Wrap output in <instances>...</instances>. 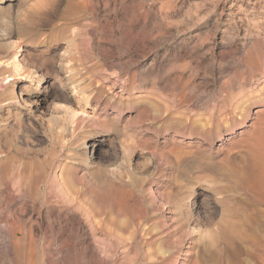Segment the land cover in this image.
<instances>
[{
	"label": "rangeland",
	"instance_id": "rangeland-1",
	"mask_svg": "<svg viewBox=\"0 0 264 264\" xmlns=\"http://www.w3.org/2000/svg\"><path fill=\"white\" fill-rule=\"evenodd\" d=\"M263 112L264 0H0V264H264Z\"/></svg>",
	"mask_w": 264,
	"mask_h": 264
},
{
	"label": "bare ground",
	"instance_id": "bare-ground-1",
	"mask_svg": "<svg viewBox=\"0 0 264 264\" xmlns=\"http://www.w3.org/2000/svg\"><path fill=\"white\" fill-rule=\"evenodd\" d=\"M11 80H12V78H11ZM245 111H246L245 113H248V111H249L248 110V107L245 109ZM260 113H261L260 110H257L255 112L256 117L254 119H255L256 122L253 125L255 127L258 126L259 123H261ZM263 114H264V112H263ZM73 116H74L73 118L76 117V115H73ZM250 126H252V125H250ZM110 143H113V140L112 139L110 140ZM82 159H83L82 157L79 158L80 161H82ZM49 164L50 165H52V164L54 165L53 166L54 169H53L52 172H53V175H54V181L57 182V178H59L58 177L59 175H57L58 167L55 168V165L56 164H54L53 162H51ZM231 164H233V163H231ZM34 165L39 167V164H36L35 163L33 165L32 164H30V165L27 164V166L25 164L24 165V168L26 167V170H28L27 167L34 166ZM34 168L35 167H33V169ZM42 168H39V170H37V174L35 176H31L29 179L26 180L27 181L26 184H27L28 189H30L32 191H36V190L40 189V185L41 184H44L45 183V181H46V173H44V171H42ZM230 171H231V173H229L230 174L229 176L231 178H236V179H239L240 181L243 180V182H244V180L247 181V182L248 181H250V182L251 181L252 182L254 181V182H257L258 184H261V185L264 186V148L263 149H259V150H249V151H247L246 155L242 158L241 162L238 163L236 166H233V168H231ZM47 193H50V190ZM186 208H187L186 205L183 206L181 208V210H180V214H183L184 212H186ZM233 216L234 215H232V214L229 213L226 216V218H224L220 222V224H222L221 225L222 226L221 233L224 236H235V235L239 234V231H238L239 229H237L238 228V224L237 223H239L241 221H246L247 222V221L250 220V217L247 214L246 215H243L241 219H236L235 218V220L232 219ZM241 233H243V232L241 231ZM216 235H218V233ZM224 236H223V238H224ZM91 249H92V247H91ZM18 253H19V255H22L24 253V251L22 250L21 246H19V245H18ZM92 254H93V257H92V260H91L92 261V264H99L100 263L99 257L94 252ZM187 255H189V253H187Z\"/></svg>",
	"mask_w": 264,
	"mask_h": 264
}]
</instances>
